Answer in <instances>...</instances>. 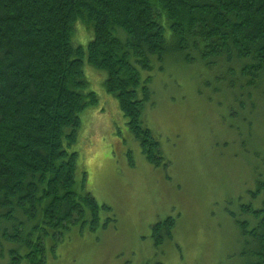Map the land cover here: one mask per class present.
Segmentation results:
<instances>
[{"label":"trees","instance_id":"obj_1","mask_svg":"<svg viewBox=\"0 0 264 264\" xmlns=\"http://www.w3.org/2000/svg\"><path fill=\"white\" fill-rule=\"evenodd\" d=\"M80 22L93 32L87 46L74 40ZM166 57L198 61L208 72L202 85L221 94L231 118L253 126L264 116V0H0L1 264H44L47 237L87 216L95 229L100 208H110L76 188L78 152L66 147L97 101L86 66L106 73L134 138L149 160L160 158L143 114L150 75L141 70ZM259 171L253 198L232 212L248 244L240 264H264ZM174 224H155L158 243L160 226L170 235Z\"/></svg>","mask_w":264,"mask_h":264},{"label":"rangeland","instance_id":"obj_2","mask_svg":"<svg viewBox=\"0 0 264 264\" xmlns=\"http://www.w3.org/2000/svg\"><path fill=\"white\" fill-rule=\"evenodd\" d=\"M92 37L77 24L75 42L87 46ZM141 75H150L143 114L160 158L149 160L134 138L106 73L86 66L97 101L81 112L66 147L78 152L76 188L110 208H100L95 229L87 216L47 237L44 264H240L248 244L232 212L253 198L264 173L253 149L264 154V116L256 113L253 126L231 118L221 94L202 85L208 72L198 61L166 57ZM169 217L174 227L168 235L160 226L158 243L154 226Z\"/></svg>","mask_w":264,"mask_h":264}]
</instances>
